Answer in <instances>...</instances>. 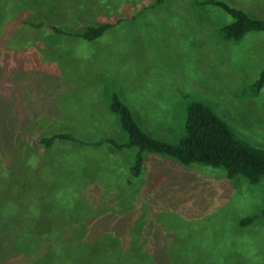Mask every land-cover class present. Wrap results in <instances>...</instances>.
Instances as JSON below:
<instances>
[{"label":"rangeland","instance_id":"1","mask_svg":"<svg viewBox=\"0 0 264 264\" xmlns=\"http://www.w3.org/2000/svg\"><path fill=\"white\" fill-rule=\"evenodd\" d=\"M201 1L0 0V264H264L263 179L147 151L131 176L135 148L93 144L126 139L116 96L153 138L197 101L264 148V30L224 40L232 17ZM221 1L264 19V0ZM58 132L87 141L38 144Z\"/></svg>","mask_w":264,"mask_h":264},{"label":"trees","instance_id":"2","mask_svg":"<svg viewBox=\"0 0 264 264\" xmlns=\"http://www.w3.org/2000/svg\"><path fill=\"white\" fill-rule=\"evenodd\" d=\"M207 4L221 8L232 17V21L222 25L218 34L224 40H239L248 31H263L264 19L247 15L244 11L228 5L221 0H202ZM200 2L202 4L203 2ZM120 19L117 20V23ZM33 28H46L54 33L71 35L85 41H91L101 36L113 24L102 23L87 26L80 33H69L56 27L52 23L40 20L35 23L25 21ZM264 82V68L254 84L259 89ZM108 110L117 116L121 129L126 134L122 142H115L112 138L94 141L95 144L104 143L112 150L135 148L133 162L130 166L131 176H137L142 167V152H154L169 156L183 165L198 163L209 167H221L225 176L235 175L244 177L249 183L264 180V148L254 147L236 136L227 124L209 106L202 102H190L185 108L183 133L174 142L153 138L145 133L135 122L130 110L116 96H112L108 103ZM63 141L69 144H85L84 138L75 137L68 132L51 133L38 139V144L49 147L54 142ZM259 216L264 217V209ZM254 216L239 220V225L249 223Z\"/></svg>","mask_w":264,"mask_h":264},{"label":"crops","instance_id":"3","mask_svg":"<svg viewBox=\"0 0 264 264\" xmlns=\"http://www.w3.org/2000/svg\"><path fill=\"white\" fill-rule=\"evenodd\" d=\"M253 17L258 18V19H263V18H260V17H257V16H253Z\"/></svg>","mask_w":264,"mask_h":264}]
</instances>
